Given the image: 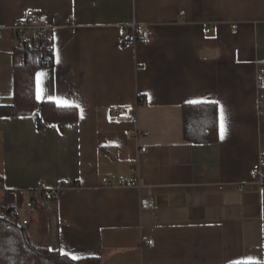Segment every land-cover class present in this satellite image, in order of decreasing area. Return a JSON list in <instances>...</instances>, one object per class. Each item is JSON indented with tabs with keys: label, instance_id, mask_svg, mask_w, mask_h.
Masks as SVG:
<instances>
[{
	"label": "crops",
	"instance_id": "crops-1",
	"mask_svg": "<svg viewBox=\"0 0 264 264\" xmlns=\"http://www.w3.org/2000/svg\"><path fill=\"white\" fill-rule=\"evenodd\" d=\"M27 11L52 27L38 104L78 111L0 117V202L56 190L28 212L32 243L98 264H264V0H0L2 107ZM130 24L147 43L123 49ZM138 96L136 121H117ZM193 100L217 105V144L184 140Z\"/></svg>",
	"mask_w": 264,
	"mask_h": 264
},
{
	"label": "trees",
	"instance_id": "trees-1",
	"mask_svg": "<svg viewBox=\"0 0 264 264\" xmlns=\"http://www.w3.org/2000/svg\"><path fill=\"white\" fill-rule=\"evenodd\" d=\"M49 34L36 33L35 40L19 39L13 49V96L10 106H0V117L27 116L39 108L46 123H75L78 111L74 107H59L52 102L38 104L35 97V73L52 64V42ZM183 137L191 144H217L219 141L218 107L214 103L182 105ZM31 193L7 190L4 201H25ZM54 196L37 200L46 206ZM22 202V203H23ZM29 224L19 226L8 217L0 216V264H98L94 257L73 260L59 251L34 245L29 236Z\"/></svg>",
	"mask_w": 264,
	"mask_h": 264
},
{
	"label": "built area",
	"instance_id": "built-area-1",
	"mask_svg": "<svg viewBox=\"0 0 264 264\" xmlns=\"http://www.w3.org/2000/svg\"><path fill=\"white\" fill-rule=\"evenodd\" d=\"M51 26L45 24L40 18L36 17L33 11H27L26 18L13 27L15 33L16 42L21 38L23 40H35L36 33L49 34ZM147 39L142 38L139 35L138 28L135 24H130L124 28L118 38V44L123 49H131L138 44H146ZM257 80L260 81L261 77L258 76ZM144 102L142 96H138L136 103L133 106L121 108L116 115L117 121L134 122L136 121L137 108ZM1 103V100H0ZM145 148H140L139 153H144ZM264 166V163L261 164ZM260 170L256 168L255 174H258ZM125 187L132 188L137 187L138 183L136 177L125 179L122 184ZM0 184V191L2 192ZM6 191H4L5 193ZM17 192V191H16ZM32 196L23 203L14 201L12 204L0 202V216L4 213L8 214V217L12 219L19 226H27L29 224L28 212H30L36 205L37 200L47 199L50 196H54L56 190L49 189L45 184L38 185L34 190L30 192ZM155 207V203L148 197L140 198L139 208L140 210H151ZM148 246H152V242H148Z\"/></svg>",
	"mask_w": 264,
	"mask_h": 264
},
{
	"label": "snow or ice",
	"instance_id": "snow-or-ice-1",
	"mask_svg": "<svg viewBox=\"0 0 264 264\" xmlns=\"http://www.w3.org/2000/svg\"><path fill=\"white\" fill-rule=\"evenodd\" d=\"M39 75V74H38ZM189 103H192V104H196V103H200V101H196V100H193V101H189ZM50 251H54V250H51ZM61 255H67L66 253L63 252V250L61 251ZM71 259H77V257L75 256H71L70 257ZM248 264H257V262H253V261H249Z\"/></svg>",
	"mask_w": 264,
	"mask_h": 264
},
{
	"label": "rangeland",
	"instance_id": "rangeland-1",
	"mask_svg": "<svg viewBox=\"0 0 264 264\" xmlns=\"http://www.w3.org/2000/svg\"><path fill=\"white\" fill-rule=\"evenodd\" d=\"M1 199V198H0Z\"/></svg>",
	"mask_w": 264,
	"mask_h": 264
}]
</instances>
